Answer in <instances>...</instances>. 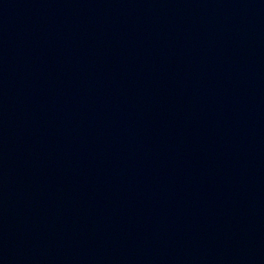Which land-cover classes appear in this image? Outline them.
<instances>
[{"label": "water", "instance_id": "1", "mask_svg": "<svg viewBox=\"0 0 264 264\" xmlns=\"http://www.w3.org/2000/svg\"><path fill=\"white\" fill-rule=\"evenodd\" d=\"M0 162L264 209V0H0Z\"/></svg>", "mask_w": 264, "mask_h": 264}]
</instances>
